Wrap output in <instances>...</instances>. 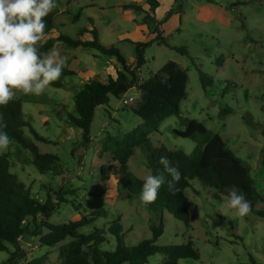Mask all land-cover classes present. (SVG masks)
I'll use <instances>...</instances> for the list:
<instances>
[{
    "label": "rangeland",
    "instance_id": "rangeland-1",
    "mask_svg": "<svg viewBox=\"0 0 264 264\" xmlns=\"http://www.w3.org/2000/svg\"><path fill=\"white\" fill-rule=\"evenodd\" d=\"M136 2L57 0L52 11L56 30L48 36L63 33L87 40L90 35L80 36V30L94 28L99 40L116 45L129 60L128 64L133 63L134 57V45L130 41H149L157 33L169 45L187 48L189 56L158 42L146 48V64L140 69V80L148 78L167 60L176 61L188 74L187 97L180 102L179 115L162 120L158 131L150 134V143L192 154V139L180 137L174 130H183L185 119L200 120L249 168L259 198L253 210L240 217L235 209L228 207V197L215 198L213 189L192 178L184 189L190 226L164 211L163 232L156 243L179 244L191 239L199 257L182 258L179 264H253L251 259L264 264V0H176L158 21L153 16L154 10ZM141 22L146 25L147 33L136 29ZM45 40L46 37H41L38 43ZM52 49L61 52L66 58L65 67L75 73L64 77L66 86L50 85L40 96L16 92L14 99L21 100L24 118L49 140H38L24 128L25 135L41 152L57 155V172L40 173L32 163L30 151L13 140L0 153L8 155L10 171L35 199L52 204L54 211L49 221H73L104 208L106 217H98L80 231L107 227L109 221L119 217L126 244L134 245L150 238V224L156 221L155 215L129 201L126 189L117 183V162L99 151V143L106 134L121 137L141 123V118L127 108L130 104H122V96L119 99L110 96L108 104L94 112L91 141L86 145L81 144V132L66 121V111H74L73 95L82 83L90 79L107 83L110 74L104 71L115 76L119 62L114 56L103 55L93 48H70L56 42ZM220 56L224 58L222 64L218 60ZM111 58L118 68L113 67L115 62ZM198 68L212 77V83L205 88ZM131 95L138 96L135 86L125 93L126 98ZM224 108L230 112L222 114ZM102 166L111 169L105 179L100 172ZM127 168L141 179L150 175L146 155L140 148L134 150ZM106 237L101 247L113 249L114 236ZM20 239L22 259L47 254L46 264L60 262L57 246L40 245L38 236ZM7 257L8 252L0 251V264ZM162 260L160 254H154L148 258V264H160Z\"/></svg>",
    "mask_w": 264,
    "mask_h": 264
},
{
    "label": "trees",
    "instance_id": "trees-1",
    "mask_svg": "<svg viewBox=\"0 0 264 264\" xmlns=\"http://www.w3.org/2000/svg\"><path fill=\"white\" fill-rule=\"evenodd\" d=\"M150 10L158 5V0H145ZM132 7H138L133 6ZM51 12L45 17L46 40L38 43L42 53L51 50L56 42L70 48H93L101 54L114 56L120 64L115 76H108L107 83L97 79H90L82 83L73 95L74 111H66V121L71 126L81 130V144L86 145L91 141L90 124L96 108L107 105L110 96L120 98L135 86L138 96L127 107L132 113L142 120L136 127L124 133L123 136L106 134L99 143V151L109 154L117 162L119 174L118 185L125 188L130 202L141 205L156 217L150 224L152 235L150 238L140 240L134 245L124 241L123 227L120 218L108 222L107 227H93L89 232H81L80 228L92 224L98 217L107 216L104 208L96 209L90 215H83L77 220L53 223L49 221L54 211L52 204L40 202L35 199L30 190L10 171L11 162L7 154L0 153V251L8 252V257L2 264H46L47 254L32 258L22 259L24 252L21 245V236H38V243L47 247L57 246L60 262L58 264H148V258L160 254L163 260L160 264H179L182 258L197 259L198 250L192 240L179 244L159 245L156 240L163 232L162 213L171 214L175 219L190 226V216L184 189L189 186V181L196 178L203 187L213 189V196L217 199L228 197L232 189L243 193L254 208L259 198L254 180L249 168L218 134L212 133L198 119H185L183 130H174L180 137L190 138L194 142L192 154H187L180 149H169L164 145L152 146L150 134L158 131L160 122L168 116L179 115L180 102L187 97L188 74L180 64L167 60L158 70L140 80L139 72L146 64V48L153 42L164 44L174 49L181 55L189 56L185 46L169 45L164 39L156 37L149 41L133 42L134 59L128 64L114 44H104L94 28L81 29L79 35L88 32L90 39L83 40L59 33L56 37L48 36L56 30ZM219 63L224 61L223 56L218 58ZM199 79L202 87L212 83V77L198 68ZM75 74L74 71L64 68L61 77L53 82V87H65V76ZM229 108H224L222 114L229 113ZM6 128L11 140L17 142L22 148L32 154V163L40 173L50 170L57 172L58 157L56 154L41 152L37 145L24 133V128L41 141L49 140L33 128L22 113L21 100L13 99L8 105L0 107ZM140 148L146 155V165L150 175L163 173L166 183L158 192L157 198L152 203H144L140 199L144 179L138 178L127 168L129 158L134 150ZM167 157L172 166L181 173V179L176 183L177 192L171 193L167 181L171 176L166 173L160 164V158ZM264 164V159H263ZM111 171L109 167H101V175L105 178ZM107 234L115 238L113 249H104L101 245L107 240ZM66 239H69L65 241ZM252 263H255L253 259Z\"/></svg>",
    "mask_w": 264,
    "mask_h": 264
},
{
    "label": "clouds",
    "instance_id": "clouds-1",
    "mask_svg": "<svg viewBox=\"0 0 264 264\" xmlns=\"http://www.w3.org/2000/svg\"><path fill=\"white\" fill-rule=\"evenodd\" d=\"M56 6L57 0H0V107L8 105L16 92L40 96L61 77L66 58L57 49L42 53L38 47L45 34V17ZM5 128L0 114V152L11 144ZM160 164L171 176L167 187L175 194L181 173L167 157H161ZM165 183L163 173L148 175L143 181L140 199L146 204L154 202ZM228 207L235 209L240 217L251 211L250 202L235 188L228 193Z\"/></svg>",
    "mask_w": 264,
    "mask_h": 264
},
{
    "label": "crops",
    "instance_id": "crops-1",
    "mask_svg": "<svg viewBox=\"0 0 264 264\" xmlns=\"http://www.w3.org/2000/svg\"><path fill=\"white\" fill-rule=\"evenodd\" d=\"M127 1H131V2H136V0H127ZM138 1H140L142 4H146V1L145 0H138ZM137 1V2H138ZM175 1L176 0H158V2H159V5L154 9V14H153V16H155V18L157 19V21L159 20V19H161L165 14L164 13H166V11L170 8V7H172L173 5H174V3H175ZM136 2V3H137ZM136 29L137 30H139V31H145L146 33H147V28H146V25L143 23V22H141V23H139V24H137L136 25ZM52 33V32H51ZM84 33H88V32H84ZM89 34V33H88ZM90 35V34H89ZM123 36H125V34L123 35ZM123 36H121L122 38H123ZM79 38H81V37H79ZM90 38H91V36H90ZM89 38V39H90ZM82 39V38H81ZM84 40V39H83ZM133 59H134V57H133ZM133 59H131V60H133ZM111 60H112V62H115L114 63V65H113V67L114 68H118V63L116 62V61H113V59L111 58ZM126 61H127V63H129V60L128 59H126ZM133 62V61H132ZM131 64V63H130ZM119 69V68H118ZM104 72H107L108 74H110L111 76H113L112 75V73H110V72H108L107 70L106 71H104ZM103 72V73H104ZM83 74V73H82ZM85 74V73H84ZM97 80H99V79H97ZM99 81H101V80H99ZM101 82H103V81H101ZM104 83V82H103ZM77 130H79V133L81 132V130L79 129V128H77V127H75ZM21 245H22V243H21Z\"/></svg>",
    "mask_w": 264,
    "mask_h": 264
},
{
    "label": "built area",
    "instance_id": "built-area-1",
    "mask_svg": "<svg viewBox=\"0 0 264 264\" xmlns=\"http://www.w3.org/2000/svg\"><path fill=\"white\" fill-rule=\"evenodd\" d=\"M120 100H121L122 104H131L134 100V97L131 95L128 98H126L125 95H123Z\"/></svg>",
    "mask_w": 264,
    "mask_h": 264
}]
</instances>
